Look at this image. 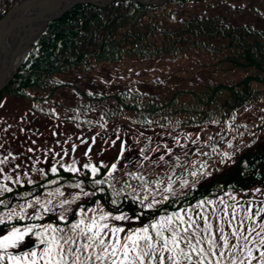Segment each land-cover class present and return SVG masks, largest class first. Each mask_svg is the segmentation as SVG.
I'll return each instance as SVG.
<instances>
[{"label":"trees","instance_id":"obj_1","mask_svg":"<svg viewBox=\"0 0 264 264\" xmlns=\"http://www.w3.org/2000/svg\"><path fill=\"white\" fill-rule=\"evenodd\" d=\"M19 1L5 0L12 6ZM226 2L231 6L225 11L212 12ZM200 3L205 7L198 13L182 15L188 7ZM247 14L264 18V12L256 6L233 0H167L161 4L112 0L104 6L82 2L49 21L10 83L0 91V159L9 157L7 164L0 165L5 169L0 183L13 189L0 194V218L13 210L18 213L20 205L34 202L46 190L66 186L65 195L69 193L71 199L80 194V189L70 185L81 181L84 191L95 195L80 194V199L71 204L68 223L55 217L49 221V214L39 220L14 216L0 224V236L13 227L29 224H51L67 230L82 214L91 217V209L98 204L113 215L126 214L129 219L112 223L127 232L200 200H229L226 193L235 195L244 205L257 198L260 192L256 189L264 188V140L259 137L264 132V119L254 117L247 123L246 114L256 113L264 101V29L246 19L237 21ZM190 54L211 60L214 73L238 69L251 72L236 82H209L191 90L178 88L169 95L149 94L139 90L136 83L99 93L73 81L132 59L176 61ZM195 128L211 129L212 134L194 145ZM115 131H123L130 143L123 146ZM179 139L182 142L177 144ZM165 145L172 149V157L180 158V166L166 154ZM122 146L126 151L120 158ZM29 148L33 151L28 152ZM133 148L136 153L130 161L126 156ZM142 148L150 158L165 155L170 163L156 167L144 162L146 168H140L137 161H143ZM156 148L159 151H152ZM224 152L232 159L225 160ZM118 158L122 171L106 183L93 186L91 173L82 165L91 162L99 167L103 162L110 167ZM61 160L65 164L77 161L81 172L64 171L57 163ZM201 164L205 165L203 169ZM52 166L58 168L56 174L50 171ZM192 171L211 175L196 180L190 175ZM107 172L108 168L101 167L95 179H106ZM126 172L143 174L147 186ZM5 174L14 179L19 176L21 182L4 181ZM28 177L33 184L27 183ZM169 177L174 181L175 196L163 192ZM157 180L165 182L159 189L153 183ZM185 180L189 185L182 188ZM153 194L160 203L151 209L142 206L140 201L148 196L144 200L147 205ZM165 195L169 196L167 201L163 200ZM112 200L117 203L112 204ZM27 215L33 214L27 210ZM29 237L35 239L33 247L20 245L10 252L21 256L42 249L35 235Z\"/></svg>","mask_w":264,"mask_h":264},{"label":"snow or ice","instance_id":"obj_2","mask_svg":"<svg viewBox=\"0 0 264 264\" xmlns=\"http://www.w3.org/2000/svg\"><path fill=\"white\" fill-rule=\"evenodd\" d=\"M94 142V141H93ZM115 143V141H113ZM180 144V141H176ZM184 147V145H180ZM229 148L232 144L229 143ZM0 147H3L0 145ZM167 149V155L172 157V149ZM73 151L75 147L73 146ZM33 149L29 148L28 152ZM91 149H88L90 152ZM126 149L122 146L119 154L123 158ZM152 151H159V148ZM216 149L213 148V152ZM85 152V155L88 154ZM146 149H140V155L143 161L138 160L137 165L140 168H146L144 162L149 165L160 167L161 163L168 164L170 161L165 160V155H160L155 159L145 154ZM59 155V153H57ZM63 155H69L64 152ZM207 155V153H205ZM11 156V153H9ZM225 160H231L232 157L228 152H224ZM13 160L17 157L12 156ZM120 158L116 162L108 165L100 162L98 167L91 162L84 163L82 168L88 170L93 178V186L102 185L108 180L114 178V173L118 170ZM172 160L179 164V157H172ZM222 160L221 163H224ZM9 162V157L5 156L0 159V165ZM60 168L71 173L81 172L78 168L77 161L73 160L71 164H65L62 160L57 162ZM17 169L20 165L15 166ZM108 168L106 179H95L100 168ZM127 167V164L124 165ZM204 164L200 165L203 169ZM50 171L56 174L58 168L52 166ZM5 169L0 167V174ZM40 174H44V169L39 170ZM27 176V173H24ZM125 175L133 180L141 181L147 186L148 180L143 174L136 172H126ZM190 175L196 180L200 176H210V173L201 171H192ZM4 181H13L19 184L20 177L15 179L12 175H3ZM28 184H33L31 177L27 179ZM55 183V181H50ZM157 189L165 182L162 180L153 181ZM174 181L169 180L166 187L163 188L164 193L176 195L173 190ZM83 182H77L70 185L72 188L80 189V194L84 196L95 195L84 191ZM189 182L183 181L181 187H187ZM130 187V185H127ZM194 186V185H193ZM103 189H101L102 191ZM13 189L7 183H0V194L5 192L11 193ZM259 188L256 192H260ZM59 196H64L59 188L56 189ZM80 194L74 195L71 199H64L59 202V207L64 208L65 205L75 203L80 199ZM27 195V193H26ZM52 195V193H49ZM147 205L144 200L140 201L142 206L149 209L155 207L160 201L154 199ZM229 200L221 197L219 201L211 199L200 200L195 205L188 208H182L180 211L174 212L167 216L152 219L150 223L144 224L142 227L130 229L127 232L124 227H118L112 221H124L129 219L126 214L113 215L112 212L104 211L102 207L91 209L93 215L91 217L82 214L80 219L68 225L65 228L54 225L29 224L24 228L13 227L6 235L0 236V264H264V202L261 206L256 207L251 201L247 206L240 204L235 195L226 193ZM135 199V197H134ZM168 195L163 196V200L167 201ZM0 203H3L0 201ZM116 200H112V204H116ZM52 201L42 202L37 197L34 202L30 201L20 205V211L15 210L6 217L0 218V224H4L6 220L10 221L14 216L23 220L26 217L32 220L43 219L39 211L35 215L28 216L27 210L33 209L37 205L45 212L53 211L48 207ZM67 209H65V212ZM83 213V209H81ZM59 219L68 223L65 213L61 212ZM35 235L42 249H33L21 256H14L9 249L19 247L24 243L25 238Z\"/></svg>","mask_w":264,"mask_h":264},{"label":"rangeland","instance_id":"obj_3","mask_svg":"<svg viewBox=\"0 0 264 264\" xmlns=\"http://www.w3.org/2000/svg\"><path fill=\"white\" fill-rule=\"evenodd\" d=\"M237 4L244 3L247 6H256L258 9L264 12V0H233ZM11 3V2H10ZM12 6L9 3H6L5 0H0V14L4 15L9 11V8ZM231 4L223 3L219 4L218 7H215L212 12H223L226 8L230 7ZM205 7V4H193L188 7L183 13V16H191L198 13L201 9ZM246 19L251 23L257 25L264 29V18H258L253 15L247 14L244 16L237 17V21ZM212 61L203 55L190 54L188 57L179 59L176 61H169L167 59H156L152 61H141V60H128L122 63H116L109 66H104L102 70L94 75H87L82 79H73L75 83L82 85L84 88L104 93L109 92L113 89L123 87L128 83H136V86L139 90L147 92L149 94L157 95H169L171 92L178 88L193 89L200 88L209 82H219L224 80H232L234 82L241 79L246 74H249L251 71L248 70H235L233 72L226 73H214ZM209 72H208V71ZM187 100V99H186ZM255 111V110H254ZM254 111H249L246 114L247 123H250L254 117H259L264 119V101L260 104L259 108H256V113ZM255 123H257L255 121ZM117 128H120L119 126ZM125 128V127H124ZM212 134L211 129L207 128H195V133L193 135L194 145L200 143L203 140H206L208 135ZM263 135L259 134L260 140H264ZM115 136H121V141L123 146L130 143V137L124 135V132L115 131ZM182 142V139H179ZM186 147H183L185 149ZM136 153L133 148L130 152L127 153V159L132 161L133 155ZM131 158V159H130ZM58 162V161H57ZM69 187V186H68ZM64 192V196H59L55 190H46L40 196V200L46 203L48 200L52 201L51 205L48 207L53 208V211L45 212L43 209H40L37 205L33 209H28V212L35 215L39 211L41 216L49 214L47 217L49 221L50 217H55L59 219L61 212L65 213V218L69 214L71 209L70 205H65L64 208L59 207V202L64 199H69V193L66 194V186L59 188ZM69 191V188L67 192ZM52 193V195H49ZM250 202V201H249ZM256 207L261 206V203L264 202V188L261 189L260 194L257 198L251 201ZM247 206V203L245 204ZM65 209L67 211L65 212ZM26 226H23L24 228ZM27 241V242H26ZM35 239L33 237H26L22 245L27 246L28 244L34 245ZM10 251V250H9ZM6 264V262H5Z\"/></svg>","mask_w":264,"mask_h":264},{"label":"water","instance_id":"obj_4","mask_svg":"<svg viewBox=\"0 0 264 264\" xmlns=\"http://www.w3.org/2000/svg\"><path fill=\"white\" fill-rule=\"evenodd\" d=\"M86 0H71L69 3L60 5L56 9H53L58 0H22L17 5H15L5 16L12 15L13 22L17 25L21 19L22 9L27 6V16L28 21L25 28L34 29L38 27H43L48 21L61 16L67 9L73 5L83 2ZM145 4H160L166 0H133ZM4 18V19H5ZM3 20V19H2ZM0 20V22L2 21ZM30 49V44L28 48L20 50H14L13 57L8 65L7 73L4 78L0 81V90H2L14 76L17 68L23 62L25 56ZM26 53V54H25Z\"/></svg>","mask_w":264,"mask_h":264},{"label":"bare ground","instance_id":"obj_5","mask_svg":"<svg viewBox=\"0 0 264 264\" xmlns=\"http://www.w3.org/2000/svg\"><path fill=\"white\" fill-rule=\"evenodd\" d=\"M70 1L58 0L57 5L53 9ZM27 11V6L22 9L21 19L17 25L14 24L12 15H8L0 22V81L7 73L14 50L21 51L24 48H28L41 30V27L32 30L25 28L28 21Z\"/></svg>","mask_w":264,"mask_h":264}]
</instances>
